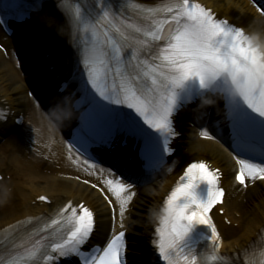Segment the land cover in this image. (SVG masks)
Masks as SVG:
<instances>
[{
	"label": "snow or ice",
	"instance_id": "6c2138e0",
	"mask_svg": "<svg viewBox=\"0 0 264 264\" xmlns=\"http://www.w3.org/2000/svg\"><path fill=\"white\" fill-rule=\"evenodd\" d=\"M68 2L58 0L57 8L70 14L66 7ZM260 8L264 10V7ZM160 12L167 18L155 19L154 15ZM0 13L12 15L17 20L28 15L27 11H21L15 0L0 4ZM148 13L152 22L147 27L112 25L114 34L103 33L104 43L97 41L89 49L83 61L87 76L79 88L82 113L75 140L87 151L92 144L111 145L117 129L130 131L143 142L141 155L146 167L154 166L160 151H169V137L175 134L172 118L181 106V98L183 104H188L199 102L206 92L229 91L227 81L223 85L220 83L222 75L227 73L233 83L241 81L244 85L240 101L224 96L232 147L241 157L236 160L235 180L240 185L246 184V178L264 180V164L254 163L239 154L245 151L264 156V86L254 83L253 68L258 57L251 46L245 44L240 28L217 19L210 10L193 0H172L161 9H148ZM70 18L79 23L80 9H75ZM4 23L6 21L0 18V24ZM50 23L52 31H62L61 22L55 17ZM165 41L164 47L157 43ZM125 48L132 50L131 60H137V64L125 61ZM145 52L152 57L153 63L139 62V55ZM116 106H125L134 112L154 132L149 131V134L138 128L137 119L117 111ZM202 135L212 138L207 132ZM219 179V169H211L202 160L190 163L167 197L160 218L162 227L158 229L159 253L166 264H198L195 255L183 256L180 246L195 224L207 225L211 229L212 244L218 246L220 233L209 213L222 202L225 194ZM105 184L119 203L123 217L132 198L125 195L129 186L118 180H107ZM201 184L208 186L207 199H201L197 194ZM40 199L47 198L41 196ZM58 216L59 219L52 220V225L58 229L50 238L53 254L81 257V264H123L124 231L114 234L106 247L95 249L96 254H85L82 246L96 227L93 211L84 204L73 206L68 203L59 210ZM39 254L49 261L54 260V256L48 254L47 246L39 248Z\"/></svg>",
	"mask_w": 264,
	"mask_h": 264
},
{
	"label": "bare ground",
	"instance_id": "6f19581e",
	"mask_svg": "<svg viewBox=\"0 0 264 264\" xmlns=\"http://www.w3.org/2000/svg\"><path fill=\"white\" fill-rule=\"evenodd\" d=\"M133 1L154 5L166 0ZM196 1L212 9L219 18L228 19L230 24L264 30L261 22L242 8L237 0ZM242 1L251 6L256 5L253 0ZM57 3L58 0L49 3L51 15H30L28 23L33 29L11 36L0 25L1 41L12 49V54L16 52L17 59L21 61V70L16 69L13 64L5 61L0 52V109L3 112L0 117V142L5 140L0 149V175L3 177L0 181V238L18 235L21 228L29 222L52 218L68 203L78 206L79 203L85 202L94 208L97 215L96 231L87 249L103 248L114 234L124 231L129 239L128 263L152 264V232L161 214L163 200L186 167L192 162L203 160L209 163L212 169H219L222 176L221 187L226 191L224 204L213 213L223 238V251L227 254H240L247 250L264 230V186L258 179L246 178V183L249 180L252 185L246 195L241 194V185L235 180L238 171L236 160L239 158L227 148L229 136L225 142L208 134L212 137L208 141L200 138L201 134L195 127L188 126L187 123L188 118L199 112L197 122L207 126L213 123L220 129L218 124H223L224 101L215 98L214 104L206 105L199 100L175 115L172 149L175 153L184 152L188 148L198 151L191 157H182L172 170L162 168L160 174H165L166 177H160L153 186L138 189L110 167L94 161L84 167L81 157L72 150L68 138L58 124L49 120L38 103L24 96V90L28 94V91L33 89L35 94H50V102L57 105L60 99L57 97L59 78L71 75L75 58L74 28L68 14L61 12ZM52 17L61 22L62 31L51 30ZM25 38H31V41L27 40L30 45L16 46ZM34 52L38 55L23 60L25 55ZM17 59L14 57L16 65ZM24 70H32L33 73L20 76V72ZM62 110L65 115L68 113L67 109ZM20 114H24L22 124L17 125L15 119ZM64 121L68 130L76 124L72 118ZM12 132L17 134L11 135ZM119 151L123 154L118 157L125 156L122 159H125L127 164L134 161L131 153ZM230 167L236 170L232 180L226 177V169ZM110 174L122 183L126 181L129 187L134 186L125 194L132 198L123 217L120 216L119 203L105 184L107 180H113ZM236 192L239 198L232 200ZM41 196L47 199L41 200ZM242 204H245L244 208ZM221 209L225 210L224 214H220ZM121 224L124 225L123 228ZM233 224H237V227H233ZM69 264L78 263L74 261Z\"/></svg>",
	"mask_w": 264,
	"mask_h": 264
},
{
	"label": "clouds",
	"instance_id": "9594fccd",
	"mask_svg": "<svg viewBox=\"0 0 264 264\" xmlns=\"http://www.w3.org/2000/svg\"><path fill=\"white\" fill-rule=\"evenodd\" d=\"M262 20H264V15H261ZM243 33V39L245 44L250 45L254 51V54L258 57V63L254 66L253 72L255 74L254 83L257 86H264V30L257 28H240ZM227 81V92L211 93L212 95L202 96L201 101L206 105H211L216 102V97L224 98L227 95L230 99L240 101L242 99L241 91L244 85L241 81H236L233 83L230 76L225 73L221 77L220 83L223 85ZM208 93V92H206ZM62 111V110H61ZM49 120H55L57 122H62L64 120H70L72 118V113L69 111L66 115H61L59 111L55 110L48 116ZM158 215V213H157Z\"/></svg>",
	"mask_w": 264,
	"mask_h": 264
},
{
	"label": "rangeland",
	"instance_id": "374dc122",
	"mask_svg": "<svg viewBox=\"0 0 264 264\" xmlns=\"http://www.w3.org/2000/svg\"><path fill=\"white\" fill-rule=\"evenodd\" d=\"M238 1V3H239V5L242 7V8H244L245 10H248L249 12L251 11L252 13H254L255 14V16L262 22V26H264V20H262V17H261V9L259 8V7H256V6H249V5H246L245 4V2H243L242 0H237ZM46 14L47 15H51L52 13L50 12V11H48V12H46ZM0 45H1V48H2V55H3V57L5 58V61L6 62H9L10 64H13L14 62H13V60H12V53H11V51H10V49H9V47H8V45L6 44V43H3L2 42V44L0 43ZM1 51V50H0ZM36 54V53H35ZM4 72H5V74L7 75V72H6V70H4ZM9 75H10V73H8ZM22 74H24V72L22 73ZM8 76V75H7ZM26 91H24V95L25 96H27V94L25 93ZM197 116L198 115H194L193 117H194V119L195 118H197ZM193 119V118H192ZM195 121V120H194ZM189 123H192V124H194V126L196 127V129L198 130V131H200V132H202V134L204 133V126H200L199 124H197V122H196V124L193 122V120H189ZM12 134H14V132L12 133ZM202 138H204V139H207V138H205L203 135H202ZM208 141H210L209 139H207ZM4 143V141H2V142H0V146L2 145ZM1 148V147H0ZM5 150H6V148H5ZM7 151V150H6ZM197 149H193V148H188L186 151H184V152H180L179 154H177V156L175 157V158H173L171 161H170V164L169 165H172V166H174L175 164H177L178 163V158H182V157H184V156H193V155H195L196 153H197ZM0 152H2L1 150H0ZM178 155H180V156H178ZM227 176H228V178H230V179H232V177H233V174H234V172H232V169L231 168H227ZM153 180H155V178L153 179ZM152 180V181H153ZM262 181V183H263V185H264V180H261ZM251 183L250 182H248L246 185H244V186H242V192L244 193L245 191H247V189H248V187H249V185H250ZM139 187H141V186H139ZM144 187V186H143ZM252 193H254V192H252ZM244 205V206H243ZM242 207L244 208L245 207V204H242Z\"/></svg>",
	"mask_w": 264,
	"mask_h": 264
}]
</instances>
